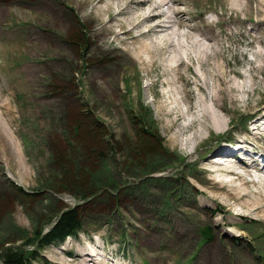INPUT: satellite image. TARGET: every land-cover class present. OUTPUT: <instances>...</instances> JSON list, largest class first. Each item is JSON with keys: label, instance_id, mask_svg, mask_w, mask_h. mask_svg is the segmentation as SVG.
Wrapping results in <instances>:
<instances>
[{"label": "rangeland", "instance_id": "obj_1", "mask_svg": "<svg viewBox=\"0 0 264 264\" xmlns=\"http://www.w3.org/2000/svg\"><path fill=\"white\" fill-rule=\"evenodd\" d=\"M160 1L0 2V248L92 201L111 217H86L31 264H177L192 251L194 264H264V182L208 156L224 142L264 152V0ZM154 5L170 28L147 30ZM205 106L223 127L207 119L194 143ZM142 108L154 152L135 138ZM203 225L214 238L197 248Z\"/></svg>", "mask_w": 264, "mask_h": 264}, {"label": "trees", "instance_id": "obj_2", "mask_svg": "<svg viewBox=\"0 0 264 264\" xmlns=\"http://www.w3.org/2000/svg\"><path fill=\"white\" fill-rule=\"evenodd\" d=\"M142 110V118L144 119L145 127L137 126V124H135L136 137L137 139H142L143 145L146 146L144 147L145 149L150 148L153 149L152 151L154 152V149H159L162 147V137L160 134H158V130H155V133H152L153 131L149 130L151 128H149V126L152 125V123L154 124L152 112H150L148 108H142ZM97 129L99 128L97 127ZM151 137H153L152 143L150 142ZM115 147L116 145L112 144V148L114 149ZM192 165V167L195 168L196 165ZM151 179L154 180V178ZM209 187L216 189L215 191H222L224 189L218 181L217 187ZM25 193L32 196V194H29L28 192ZM110 195L112 196L113 194L110 193ZM112 201L113 209L120 206V198L115 197V200L113 199ZM94 204L95 203L92 201H86L84 204H79L74 207H62L59 210L56 223L49 227L47 231L44 232L41 226H38L35 228L36 230L34 231V234L28 237L26 244L20 245L21 247H18V245L2 246L0 248V259L2 260L3 264H31V262L39 256V251L46 245L61 241L65 239L67 235H76L78 230L84 227V221L86 220V217H90L93 214L100 216V212L94 208ZM37 225H39V223ZM199 229L201 233L199 242H197V248H199V246H201L206 241L214 238V230L211 225H203L200 226ZM213 255V253L210 254L206 252L204 256L205 261H207V263L211 262ZM194 259V256L190 254L187 258H181L177 264H193Z\"/></svg>", "mask_w": 264, "mask_h": 264}, {"label": "bare ground", "instance_id": "obj_3", "mask_svg": "<svg viewBox=\"0 0 264 264\" xmlns=\"http://www.w3.org/2000/svg\"><path fill=\"white\" fill-rule=\"evenodd\" d=\"M151 0H136V3L139 5V7L140 8H144L149 2H150ZM162 2L164 1V0H161ZM160 1V2H161ZM248 2L250 1V0H247ZM263 4V3H262ZM157 6L156 5H154V6H152V8L149 10V12H148V14H147V16H146V20H149L151 23H153L154 21H156V19H159L160 17H161V14H162V11H159V10H157ZM264 11V10H263ZM251 14V13H250ZM264 17V16H263ZM166 27H168V28H170L171 26L169 25V22H168V24H163L162 22H160V21H157V22H154L152 25H151V27H149L147 30L148 31H151V30H164ZM133 28V27H132ZM159 28H162V29H159ZM144 31V30H143ZM168 32V31H167ZM160 41V39H158V40H156L155 41V49L157 50V51H159V49H160V43L161 42H159ZM194 41V40H193ZM173 43H174V40H170L167 44H169V50L171 51V49H174V47H173ZM166 44V45H167ZM184 45V44H183ZM162 50V49H161ZM174 51V50H173ZM172 51V52H173ZM161 52V51H160ZM189 54V53H188ZM202 54V53H201ZM168 55V54H167ZM201 56V55H200ZM166 58V57H165ZM179 60V59H178ZM184 60V59H183ZM162 66V65H161ZM202 86V85H201ZM237 86V85H236ZM242 88V87H241ZM214 101H215V99H214ZM214 105H216V103L214 104ZM214 109H215V106L213 107ZM221 109V108H220ZM223 111V110H222ZM230 114V113H229ZM203 115H205V117L200 121V119H199V122H200V127L198 128V130H196V133H194L195 135L190 139V141H192V139H194V143H196V139H197V141L199 140H201L200 138H201V136L203 135V132H202V128H203V123H204V121H206L207 119H209V120H212V122H213V125H214V127H213V125H212V127L213 128H218V129H221L223 126L221 125V123H220V121H219V119H221L220 117H219V115L220 114H217V112L216 111H213L212 109H211V107L210 106H205V109H204V111H203ZM202 115V116H203ZM222 115V114H221ZM208 116V117H207ZM260 118V117H259ZM262 119H264V116H262ZM259 119L257 118L255 121H253V122H256L257 123V121H258ZM262 121V120H261ZM2 124V123H1ZM211 127V128H212ZM205 128H207V129H210V125H208V126H206ZM212 128V129H213ZM8 129V128H7ZM249 130V129H248ZM256 133V132H255ZM203 138V137H202ZM220 138V137H219ZM241 141V140H240ZM251 144V143H250ZM250 148V145H247V144H243V147H242V150H247V149H249ZM215 152H218V153H216V154H222V152H221V150H220V148H216V150H215ZM220 154L219 155H216V157H217V159H216V161L215 162H219V160H221L222 158H224V159H226V156H220ZM232 157V159L231 160H234V159H236L234 156H229V158H231ZM205 158L206 159H208L209 157L208 156H205ZM254 158H255V156H252L251 158H250V160H254ZM238 160H239V158H237ZM240 162H242V163H244L241 159H240ZM196 167V166H195ZM212 174V173H211ZM239 174H241V173H239ZM256 177H254V178H252L251 180L252 181H259V182H264V171L263 172H258V173H253ZM215 177V176H214ZM198 179V178H197ZM211 179V178H210ZM217 179V178H216ZM217 181L219 182V180L217 179L216 180V182H213L214 183V185L213 186H216L217 187ZM222 186V185H221ZM223 187V186H222ZM224 188V187H223ZM209 189L210 190H212V187H209ZM216 189H214L213 188V190L212 191H215ZM223 191V190H222ZM231 192H229V194H230ZM205 196V195H204ZM207 199V200H206ZM205 205H206V207H208L209 205L211 206L212 204H214V202H212V201H210V199L208 198V197H206L205 196V201L203 202ZM180 204V203H179ZM208 205V206H207ZM213 206V205H212ZM258 206H260V205H258ZM234 211V210H233ZM231 212V211H230ZM231 214H234V213H232L231 212ZM223 219V216H222V214H221V216L220 215H218L217 217H216V220H222ZM230 231H232L231 229H230ZM210 251H211V249H209V250H207V253H210ZM89 253V255H91V256H95L96 257V259L97 260H99L98 259V257H97V253L95 252V250L93 249H91V251L90 252H88Z\"/></svg>", "mask_w": 264, "mask_h": 264}]
</instances>
